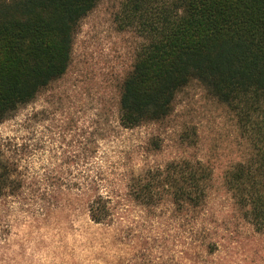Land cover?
Instances as JSON below:
<instances>
[{"label":"rangeland","instance_id":"374dc122","mask_svg":"<svg viewBox=\"0 0 264 264\" xmlns=\"http://www.w3.org/2000/svg\"><path fill=\"white\" fill-rule=\"evenodd\" d=\"M143 42L125 18L123 0H100L82 20L68 72L0 125L23 178L16 193L0 198V264H264V229L243 216L223 187L225 172L252 151L227 108L192 84L178 95L169 125L118 124L110 97ZM97 109L104 111L103 126L112 111L97 156L100 172L116 187L136 164L192 156L213 166L217 189L197 232L189 234L184 219L134 203L123 205L122 218L111 224L90 219L88 197L74 184L80 171L95 168L80 140L88 139ZM188 132L193 137L185 140ZM154 139L162 148L148 152L145 143Z\"/></svg>","mask_w":264,"mask_h":264},{"label":"trees","instance_id":"16d2710c","mask_svg":"<svg viewBox=\"0 0 264 264\" xmlns=\"http://www.w3.org/2000/svg\"><path fill=\"white\" fill-rule=\"evenodd\" d=\"M99 1L0 0V125L68 72L82 20ZM123 12L144 42L110 97L118 124L167 126L180 92L200 86L233 115L252 150L225 172L223 187L243 216L264 229V0H123ZM103 112L97 109L88 139L80 140L94 171H80L74 184L88 197L90 219L111 224L122 218L123 205L134 203L184 219L183 228L197 232L217 189L213 166L192 156L163 166L136 164L116 187L98 162L100 138L113 126L111 110L102 125ZM145 144L148 152L163 145ZM18 166L0 136V198L22 187Z\"/></svg>","mask_w":264,"mask_h":264}]
</instances>
